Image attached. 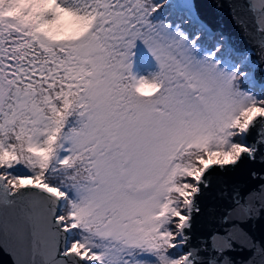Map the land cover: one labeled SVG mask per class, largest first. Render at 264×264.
<instances>
[{"label": "snow or ice", "instance_id": "1", "mask_svg": "<svg viewBox=\"0 0 264 264\" xmlns=\"http://www.w3.org/2000/svg\"><path fill=\"white\" fill-rule=\"evenodd\" d=\"M245 6L255 62L196 0H0V249L43 257L15 264H264L241 227L264 184L233 193L210 249L186 234L207 171L264 163V0Z\"/></svg>", "mask_w": 264, "mask_h": 264}, {"label": "water", "instance_id": "2", "mask_svg": "<svg viewBox=\"0 0 264 264\" xmlns=\"http://www.w3.org/2000/svg\"><path fill=\"white\" fill-rule=\"evenodd\" d=\"M238 7L235 14L247 22L248 36L242 34L241 28L233 21L232 10L225 4L224 8L216 6V0H196L198 12L201 20L206 23L214 32L223 33L227 41L239 49H246L249 58L252 61H258V43L261 35L258 26L253 22V14L245 6L248 0H231ZM259 0H257V3ZM253 66L256 76L261 75L260 69ZM264 151V149H262ZM255 172L256 176L252 173ZM204 179L208 181V187L201 185V191L196 196V204L199 212H194L191 220V228L186 230L189 237L187 247L196 246L198 248L211 246V236L215 234L223 235L222 229L230 225L223 224L222 217L227 210L235 205L231 199L234 192H239L243 197L249 193H258L260 185L264 184V163L259 161H250L247 158L242 160L236 167L228 166L227 170L220 171L219 167H213L204 174ZM22 191H39L38 189L25 188ZM46 195V194H45ZM12 196H9L11 199ZM258 203V200H257ZM241 227L248 233L252 240L260 245H264V212H261L258 218L250 219ZM204 243L201 244L200 242ZM28 251L24 252L9 238L8 250L0 249V264H15L16 260L25 259L37 262L42 261L43 257L37 253L31 252V241L28 243ZM183 252V251H181ZM185 253V252H184ZM186 254V253H185ZM236 264H242L248 260L256 261L260 264L262 257L256 253L255 249L240 248L237 251L226 253ZM208 253L199 252L200 257H205Z\"/></svg>", "mask_w": 264, "mask_h": 264}, {"label": "trees", "instance_id": "3", "mask_svg": "<svg viewBox=\"0 0 264 264\" xmlns=\"http://www.w3.org/2000/svg\"><path fill=\"white\" fill-rule=\"evenodd\" d=\"M164 15H165V16L168 15L167 10L165 11ZM206 43H207V46H208V47H212L213 44H214V41H212V40H207ZM179 255H182V252H180ZM176 258H179V256H177Z\"/></svg>", "mask_w": 264, "mask_h": 264}, {"label": "rangeland", "instance_id": "4", "mask_svg": "<svg viewBox=\"0 0 264 264\" xmlns=\"http://www.w3.org/2000/svg\"><path fill=\"white\" fill-rule=\"evenodd\" d=\"M185 254L184 252H182V255Z\"/></svg>", "mask_w": 264, "mask_h": 264}]
</instances>
